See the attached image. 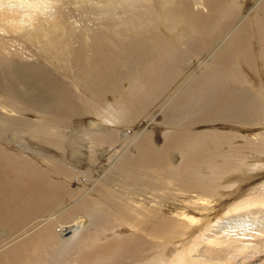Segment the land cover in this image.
Listing matches in <instances>:
<instances>
[{
	"label": "bare ground",
	"instance_id": "6f19581e",
	"mask_svg": "<svg viewBox=\"0 0 264 264\" xmlns=\"http://www.w3.org/2000/svg\"><path fill=\"white\" fill-rule=\"evenodd\" d=\"M262 88L264 0H0V264H264Z\"/></svg>",
	"mask_w": 264,
	"mask_h": 264
},
{
	"label": "rangeland",
	"instance_id": "374dc122",
	"mask_svg": "<svg viewBox=\"0 0 264 264\" xmlns=\"http://www.w3.org/2000/svg\"><path fill=\"white\" fill-rule=\"evenodd\" d=\"M250 13V10H248L247 11V15ZM247 24H249V22L247 23ZM256 26H258V24L256 23ZM264 89L262 88V89H260L259 90V92H261L260 94L262 95L263 93H262V91H263ZM234 129V128H233ZM236 129V128H235ZM237 130H239V129H237ZM219 133H223V132H221V131H219ZM229 132H226V133H224V134H228ZM233 133H236L237 134V136L238 137H240V138H247V137H245V133L244 132H233ZM209 144L212 148H215V149H217V148H220L221 149V151H227V152H229V156H236V159H242L243 158V161H245V160H247V156H252V157H259L258 155H256L255 153L254 154H250V152H248V151H233L232 149H230V148H228L229 146H228V144H225V143H217V142H215V141H204V142H202V147H204V145L203 144ZM242 144V143H241ZM236 145V144H235ZM232 147V146H231ZM264 153H262L260 156L262 157V159H264ZM180 156V155H179ZM218 160H219V162L222 164V159L221 158H218ZM186 161H185V158L181 155L180 156V158L178 159V162L173 166L174 168L176 167V165H178V167H176L175 169L173 168V167H171V168H167V170H166V172H164V173H167V176H168V174H171V172H179L180 173V171H182V172H187V170L186 171H184L185 169H190V166H191V164L190 163H187V166H186V163H185ZM189 162V161H188ZM240 162H238V166H240ZM181 165V166H180ZM213 165V164H212ZM211 165V167H213L214 168V166L215 165H213L212 166ZM180 170V171H179ZM185 173H183V174H185ZM233 173H231L229 176H231ZM258 173H254L253 174V177H255L256 175H257ZM214 174H212L211 176H213ZM215 182L216 181H214V185H215ZM260 182V180H255L254 181V183H252V186L253 185H255V184H257V183H259ZM226 195L227 194H224L223 195V198L224 197H226ZM222 198V199H223ZM241 216V215H240ZM244 216V217H243ZM257 216H259V215H257ZM261 217V216H260ZM248 218V219H247ZM234 219H235V217H234ZM252 222H253V219H252V217L249 219V217H247V215H242L241 217H239V218H237L236 220H232V221H230L229 222V224H227L226 225V227H232V226H237V227H240V226H242V225H244V224H252ZM263 256H264V254H262ZM245 260H243V262H244ZM255 264H259V263H255Z\"/></svg>",
	"mask_w": 264,
	"mask_h": 264
}]
</instances>
